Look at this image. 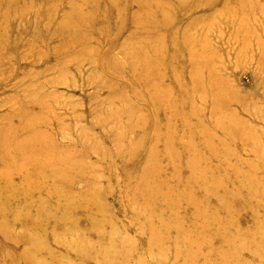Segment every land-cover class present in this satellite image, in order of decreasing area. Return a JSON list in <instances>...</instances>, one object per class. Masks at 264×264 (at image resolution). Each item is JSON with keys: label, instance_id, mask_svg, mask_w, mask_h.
I'll return each mask as SVG.
<instances>
[{"label": "rangeland", "instance_id": "1", "mask_svg": "<svg viewBox=\"0 0 264 264\" xmlns=\"http://www.w3.org/2000/svg\"><path fill=\"white\" fill-rule=\"evenodd\" d=\"M0 264H264V0H0Z\"/></svg>", "mask_w": 264, "mask_h": 264}, {"label": "bare ground", "instance_id": "2", "mask_svg": "<svg viewBox=\"0 0 264 264\" xmlns=\"http://www.w3.org/2000/svg\"><path fill=\"white\" fill-rule=\"evenodd\" d=\"M22 152H23V150H22ZM23 171V170H22ZM25 171V170H24Z\"/></svg>", "mask_w": 264, "mask_h": 264}]
</instances>
